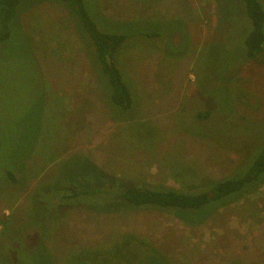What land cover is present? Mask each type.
Masks as SVG:
<instances>
[{"label": "rangeland", "instance_id": "374dc122", "mask_svg": "<svg viewBox=\"0 0 264 264\" xmlns=\"http://www.w3.org/2000/svg\"><path fill=\"white\" fill-rule=\"evenodd\" d=\"M83 1L105 32L157 36L114 54L123 110L79 20L59 1L20 0L0 39V217H12L0 249L12 242L20 264H36L29 246L44 264H264V181L209 218L185 210L190 223L117 196L129 183L208 186L264 146V54L244 59L243 0Z\"/></svg>", "mask_w": 264, "mask_h": 264}, {"label": "trees", "instance_id": "16d2710c", "mask_svg": "<svg viewBox=\"0 0 264 264\" xmlns=\"http://www.w3.org/2000/svg\"><path fill=\"white\" fill-rule=\"evenodd\" d=\"M55 1L61 2L73 16V19L75 20V18H77L79 20L83 30L86 32L92 43V52L94 53V60L96 61L95 64L100 68L98 74L100 78L101 75L105 78V83L110 90L109 93L112 102L123 110L130 108L132 104L131 93L123 80L120 70L116 66L114 54L120 45L130 36L141 35L142 33L152 38L156 37L157 34L155 32H147L145 34L143 31H138L136 34L105 32L98 27L97 23L91 17L83 0ZM19 2L20 0H0V39L9 35V23L11 22L10 25L13 23ZM243 2L245 4L247 16L251 21V25L248 23L250 30L244 40L246 48V57H244V59H246V61H255L258 63L259 55L264 54V3L262 0H243ZM91 62L93 65L94 61L92 58ZM210 114V112L197 114L196 118L198 120L207 119ZM251 157H253V159L244 160V168H242V163L230 176L211 182L208 186L201 185L187 191H182L174 188L137 186L129 183L128 186L122 187L117 196L118 199L127 204L130 209L154 208L180 216L187 223H190V218L184 213L185 210L190 212L192 216L194 213L201 212L203 218L205 216L209 218L217 208L222 207L220 204H223L224 200L229 199L227 197L237 194L250 182H254L257 185L258 182L261 183L264 181V146L257 152H253ZM8 179L11 181V184L15 185L18 180H20V177H16L12 172H8ZM11 188L13 187L11 186L8 188L7 192H12L13 189L11 190ZM97 191H100L99 188ZM246 193L249 192H245L244 194ZM74 195H76V193ZM236 196L231 197V200ZM210 205H213L214 211L209 210ZM11 221V213L9 216L0 217V224H2L0 239L6 234V230L9 228ZM21 232L24 233L25 238L29 237V234L27 231L25 233L24 229H22ZM42 242L43 241L39 242L40 245ZM11 243L7 248L3 249L2 247L0 249V259L3 264H20L19 258L25 259L26 256L24 254L21 255V257L15 256L12 249L17 246ZM41 251L43 253L45 250L41 248ZM34 252V249L29 246L27 253L30 255L29 258L31 259V263L36 262V264H41L42 262V264H44V256L39 257L36 253L37 257H34Z\"/></svg>", "mask_w": 264, "mask_h": 264}, {"label": "built area", "instance_id": "2783aa9c", "mask_svg": "<svg viewBox=\"0 0 264 264\" xmlns=\"http://www.w3.org/2000/svg\"><path fill=\"white\" fill-rule=\"evenodd\" d=\"M1 229H2V225L0 224V232H1Z\"/></svg>", "mask_w": 264, "mask_h": 264}, {"label": "bare ground", "instance_id": "6f19581e", "mask_svg": "<svg viewBox=\"0 0 264 264\" xmlns=\"http://www.w3.org/2000/svg\"><path fill=\"white\" fill-rule=\"evenodd\" d=\"M1 225H2V224H1ZM1 232H2V229H1ZM1 232H0V233H1Z\"/></svg>", "mask_w": 264, "mask_h": 264}, {"label": "crops", "instance_id": "0c3cea01", "mask_svg": "<svg viewBox=\"0 0 264 264\" xmlns=\"http://www.w3.org/2000/svg\"><path fill=\"white\" fill-rule=\"evenodd\" d=\"M16 203V202H15Z\"/></svg>", "mask_w": 264, "mask_h": 264}]
</instances>
